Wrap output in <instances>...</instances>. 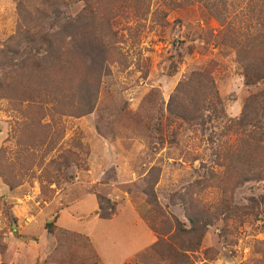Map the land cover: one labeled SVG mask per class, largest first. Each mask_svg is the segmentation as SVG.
<instances>
[{"label":"rangeland","instance_id":"374dc122","mask_svg":"<svg viewBox=\"0 0 264 264\" xmlns=\"http://www.w3.org/2000/svg\"><path fill=\"white\" fill-rule=\"evenodd\" d=\"M252 16V0H0V264H183L170 227L191 228L190 203L264 198V181L216 185L244 116L264 167ZM230 226L188 264H260L264 224Z\"/></svg>","mask_w":264,"mask_h":264},{"label":"trees","instance_id":"16d2710c","mask_svg":"<svg viewBox=\"0 0 264 264\" xmlns=\"http://www.w3.org/2000/svg\"><path fill=\"white\" fill-rule=\"evenodd\" d=\"M252 18L251 22H254V26L252 31H250V27L248 26V40L252 42V50L255 53H259V47H262L264 51V0H252ZM247 30V28H246ZM27 34H30L28 31ZM42 36V33H40ZM31 35V34H30ZM46 38V42L48 44L47 49H51L53 45H51V41L49 40L52 37H49V34H44ZM247 41V39H246ZM38 51V50H36ZM48 51V50H47ZM16 55L19 53V50L14 52ZM37 53L32 54L29 53L30 56H36ZM99 61L96 59L95 64H93V68L98 65ZM89 71H91L90 67H87ZM245 71V80L247 86L262 88V93L264 95V54L261 57L255 58L251 64H248L244 67ZM86 76V71H85ZM84 76V77H85ZM86 81V79H85ZM205 84L209 81L212 84V80L207 75V78L204 79ZM197 84L199 81L196 80ZM80 88H87L86 85L80 84ZM192 86V82L189 84H184L181 86L182 90L184 91L187 88ZM200 86V84H199ZM209 89L212 91V87L208 85ZM180 88V89H181ZM87 94H90V87L86 90ZM209 91V90H208ZM210 91V92H211ZM263 98L264 97H260ZM27 99L31 100V96H28ZM38 96H36L35 103H37ZM25 102V101H23ZM237 126V131H240V135L236 142V147L233 150V153H226L224 157V165L227 167V173L225 176H222L218 179L216 185L220 191L224 189L225 179L229 178V181H239L240 183L238 186H242L249 182H263L264 181V167H260L259 161L261 159H256V155L254 154V149L252 148L253 144V133L249 132L248 130H242V127H249L250 123L248 119L244 116L242 119L235 123ZM258 131L264 136V126H260ZM235 159V164L239 163L241 165V174H237L234 170L237 168H231L225 162L231 161ZM232 169V171H231ZM239 175L240 177L233 176ZM242 174H244L242 176ZM242 176V177H241ZM228 181V182H229ZM229 185V183L227 184ZM230 186V185H229ZM225 195H228L229 192L227 190H223ZM199 205L201 209L198 208ZM189 223L191 228L186 230L184 225L181 224L178 220L175 219L174 222H171L170 231H174V235L185 236L187 241L185 243L177 242L172 235H170V257L183 262V264H188L189 256L188 252L196 253L201 249V245L203 242L204 236L206 235L207 231L211 227L218 226L220 230V237L224 240L228 241L229 236H232L231 226L232 224L236 230L239 227H243L248 219L256 220L257 222H262L264 224V198H261L259 201L258 199H252L250 204L247 206H239L231 200V198H222V200L215 206L209 205H201L198 202L190 203V206L186 210ZM48 229L52 228V224L47 225ZM180 245V248H178ZM213 249H207L205 251V256L208 260H216L217 258H212L211 254H213ZM254 253V252H253ZM255 254L260 255V264H264V241H256V250Z\"/></svg>","mask_w":264,"mask_h":264}]
</instances>
